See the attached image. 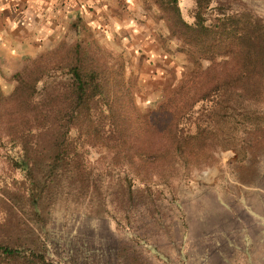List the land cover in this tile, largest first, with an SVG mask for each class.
<instances>
[{
  "label": "rangeland",
  "instance_id": "rangeland-1",
  "mask_svg": "<svg viewBox=\"0 0 264 264\" xmlns=\"http://www.w3.org/2000/svg\"><path fill=\"white\" fill-rule=\"evenodd\" d=\"M198 1L206 24L243 14L264 31V0H177L179 16L163 0H55L46 30L0 32V223L8 227L21 213L20 203L11 198L27 184L25 172L14 165L18 146L22 137L33 140L40 130L34 110L24 101L29 88L37 98L41 91L63 89L68 67L82 61L115 80L120 77L121 111L127 117L150 116L160 104L180 109L189 97L194 100L178 128L186 138L197 121L195 152L174 170L153 169V180L165 173L160 181L140 183L145 178L142 168L127 159L115 166L107 146L84 148L91 173L104 174L100 205L94 186L83 189L81 208L71 202L68 208L48 204L43 217L48 223L40 236L48 246V264H165L159 255L173 257L186 231L203 229V216L209 220L222 214L213 187L225 197L229 172L237 170L236 177L242 179L250 177L242 169L262 166L264 40L253 47L257 56L252 51L237 54L233 47L208 55L201 42L190 48L177 18L193 23ZM27 35L28 41L19 39ZM239 74H244L241 80ZM251 74H260L262 80ZM217 94L229 98V108L214 105ZM130 138L142 141V148L166 140L154 133ZM128 171L135 178L133 188L147 201L130 209L119 194L109 200L110 189Z\"/></svg>",
  "mask_w": 264,
  "mask_h": 264
},
{
  "label": "trees",
  "instance_id": "trees-1",
  "mask_svg": "<svg viewBox=\"0 0 264 264\" xmlns=\"http://www.w3.org/2000/svg\"><path fill=\"white\" fill-rule=\"evenodd\" d=\"M163 1L170 6L171 13L179 16L177 0ZM194 17V22L190 24L177 18V21H181V32L190 48H197L201 42L208 55L220 49L229 52L230 47L234 52L237 49V54L252 51L251 55H258L253 47L264 40V31L257 20H247L241 14L237 20L232 19L234 15H229L225 19L219 18V24H206L199 1ZM67 73L68 77L62 83L63 89L41 91L38 98L35 95L32 97L30 88L24 92V101L34 110L40 130L33 140L22 137L18 146L14 165L25 172L27 184L11 198L14 203H20L21 213L16 215L15 224L13 222L8 227L0 223V264L49 263L47 243L40 239L48 223L43 218L48 204L56 203L59 207L65 205L68 208L66 204L71 202L73 206L79 205L81 208L85 199L83 189L94 186L92 191L96 197L99 195L96 205H100V183L104 174L97 170L96 174H92L88 169L84 159V148L88 144L107 146L113 152L111 163L115 166L124 165L125 159L130 160L132 165H138L145 177L140 183L160 181L165 173L153 180L156 177L153 169H159L158 172L167 167L174 170L181 163L184 164V157L195 152V143L200 134L197 121L193 122L195 130L192 128L186 138L178 128L182 115L190 110L188 105L193 96L180 109L169 110L160 104L152 115L142 116L138 113L133 119L126 116V110L121 111L124 97L118 89L120 77L115 80L110 74H103L98 68L88 67L82 61L69 66ZM259 75L251 74L258 78L255 81L262 80ZM243 77L244 74H239L240 80ZM215 97L214 105L223 109L230 107L228 97L222 94ZM209 116H212V112ZM138 133H154L166 140L157 146L142 148V141L130 138ZM229 139L230 135L227 136V143ZM130 173L125 172L119 178L110 189L113 196L109 198L114 201L119 194L117 197H121L129 209L147 202L133 188L135 178ZM89 200H92L91 195ZM101 206H105L104 203ZM8 231L10 234H7Z\"/></svg>",
  "mask_w": 264,
  "mask_h": 264
},
{
  "label": "crops",
  "instance_id": "crops-1",
  "mask_svg": "<svg viewBox=\"0 0 264 264\" xmlns=\"http://www.w3.org/2000/svg\"><path fill=\"white\" fill-rule=\"evenodd\" d=\"M54 3L55 0H0V32L46 30ZM20 13V20L7 18ZM0 38L3 40L2 33ZM21 38L30 39L28 35ZM229 173L232 177L225 197L213 187L222 214L210 216L209 220L203 216V229L186 231L173 257L159 255L165 264H264V161L262 166L242 169V174L250 177H236L237 170Z\"/></svg>",
  "mask_w": 264,
  "mask_h": 264
}]
</instances>
